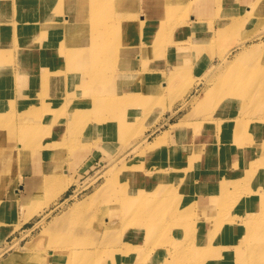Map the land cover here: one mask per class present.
Returning <instances> with one entry per match:
<instances>
[{"label":"rangeland","instance_id":"rangeland-1","mask_svg":"<svg viewBox=\"0 0 264 264\" xmlns=\"http://www.w3.org/2000/svg\"><path fill=\"white\" fill-rule=\"evenodd\" d=\"M18 1L0 0V264H264V0L237 22L251 34L244 45L219 61L209 34L199 36L173 56L175 71L168 48L188 42L179 28L201 14L196 25L216 31L246 0H167L179 22L160 9L149 30L140 16L165 0H60L68 13L58 0ZM70 14L80 15L72 47L85 52L75 66L71 47L52 56L45 44ZM158 135L159 150L137 162ZM35 164L44 176L60 169L65 191L11 211L8 194H22Z\"/></svg>","mask_w":264,"mask_h":264},{"label":"bare ground","instance_id":"bare-ground-1","mask_svg":"<svg viewBox=\"0 0 264 264\" xmlns=\"http://www.w3.org/2000/svg\"><path fill=\"white\" fill-rule=\"evenodd\" d=\"M21 1H22L23 5L24 4H28V0H21ZM100 1L102 2L104 0H100ZM166 1L167 0H165V2L161 6H160L159 3H156V4H151L150 3L148 10H146L148 12L147 17H143L142 15L140 16L139 23L137 24L138 27H143L144 29H148L149 26H150V22H152V21L154 22L157 19L156 12H160V9H162V13H164L166 15H168L167 13H169L171 11L177 10L175 8H172V7H177V5L173 4V1H168V2H166ZM193 1H196V0H193ZM201 1L199 0V2L204 5L205 3H209L211 0H201ZM253 1L254 0H246L244 6L243 5L239 6L240 9H242L240 11V13L242 15H240L239 17H235L233 19L231 18V20L229 18H227L228 20H225V19L219 20L217 22V25H216V27H217V30L216 31H214V28H213L214 25L213 24L210 27L209 26L202 27V26L196 25V21H197V23L200 22L201 14H196V16H193V19L191 20L190 24H188V22H187V24L185 23L183 25L182 29L179 28V31L177 33L180 34V35H183V37H182L183 40L182 41H188V42H185L184 43V42H179L178 40H176V41H173L170 44V47L168 48L170 50V51H168V56L170 58V62L174 66L173 71L176 70V64H177V63H175L173 61V56H175L177 54V52L181 49V46H183V45H185V46L186 45H190L189 43H191V44H193V43H199L201 41L200 39H198L199 36H202L203 38H205L209 34V46L215 47V53H217L215 55L218 56L219 61H222V60H224V58L227 57V55L230 52V48L231 47H236V46L244 45L243 44L244 41L246 39H248V37H250L251 34L244 35L238 29L237 22L239 23V21H243L244 19L249 20V18L252 16L253 5L255 4V3L252 4ZM43 2H39L38 4H41ZM61 2L62 1L58 0V4H57L58 11L60 9H64L63 8L64 6H67V8H65V12H67L68 8L71 5L68 3V1H64L62 3ZM18 3L20 4V0L18 1ZM45 6L46 5L43 4L40 7H45ZM170 6H172V7H170ZM245 6H247L246 13L243 12V9H244ZM58 11L51 12V15L53 14V15L56 16L58 14ZM67 13H66V15H68ZM133 14L136 16L135 13H133ZM70 15H71L70 17L69 16H66V18H67L66 22L61 25L62 30L60 31V34L57 35L53 39L52 42H46L45 44L46 45H49V44L56 45L54 47H50V49H51V55L52 56L57 53V46H59V45H64L66 47H71L72 49H71L70 52H71L72 56H71V60L68 61L67 64L74 65L75 66L76 63H81V61L79 59H77V55H78L77 52L79 53V51H80L81 52V55H84L85 52L79 50V44H75L72 47V43L79 42V37L77 36V32L75 31L74 28H72V27H74V24H75L74 22L72 23V21H75V19L80 20V15H73V14H70ZM74 16H75V18H74ZM172 17L181 18L180 16L168 15L167 19L169 20V23H172V24H173V22L174 23H178L179 22L177 20H173ZM236 18H238V19L235 20ZM244 23L245 22H243V24ZM192 24H194V25H192ZM70 28H72V30L69 32V29ZM203 30L205 32H203ZM103 31L107 33L108 32V26L103 27ZM147 34H148V31H144L142 33V35H141V33H139L138 36L142 38L143 36H145ZM236 34H238V35H236ZM240 34H242V35H240ZM213 37H217L219 40L229 39V42H228L227 45L221 47L220 44H217V39H215ZM80 40H81V38H80ZM90 41H91V45H94V44H92V39H90ZM126 42L127 41H124V43H122V44H125V45L129 44V43H126ZM125 45H122V46H125ZM129 46L131 47L132 45H129ZM131 49L133 50V47H131ZM112 62L115 63V60H112ZM136 62H139V61L136 60ZM120 64L121 65H118V61H117V67H122L123 68V66L125 64H126V66H124V67H129V66L133 67L135 65L137 67V63H131V62L127 61V60H123V61L120 60ZM205 68H206V63H205ZM137 71H139V69H137ZM209 71H210V69L208 70V72ZM202 73H203L202 76H204V70L202 71ZM111 74H113L111 76L112 79L116 80L117 82L121 83L122 85H123V83H126V80H125L126 77H123V76H121L119 74H116V73H111ZM19 76L22 77V72H19ZM98 76H99V74L97 72L96 73H93L92 72V74H91V77H93L94 79H96ZM82 78H84V76H82ZM196 86H199V85L197 84ZM112 88H114L116 90V88L114 87V85H113ZM211 91H212V89L209 91V94L211 93ZM211 94H213V93H211ZM134 98L135 97L133 96V99ZM25 117H27V113L26 112H24L23 114H21V119H23ZM240 124H242L241 121H239V122L236 123V132H237V128L239 129L242 126ZM99 140L100 141H104V140H109V139L100 138ZM162 142H163L162 136H160V135L156 136L154 138V140L151 141L147 145V147L145 148L146 150L145 149H144L145 151L142 150L144 152H140L139 154H137L139 158L142 155L141 158L137 162H144V159L146 158L145 155L147 153H153L155 151H158L159 148L161 147V143ZM137 155L134 157V159H136ZM25 157L26 158H29L30 157V153H27V155ZM36 158H40V156H36ZM27 167H29V166H26V168ZM37 167H38V165L35 164L31 168V169L34 168V170L31 171V177H35V176L38 175L39 178H40V181H39V183L37 184V186L35 188H33V186H34L33 178L31 180L30 179L31 177L29 178L28 176L26 178H21L20 177V181H22L24 183V185L17 186V189H19V191H21L22 194L20 196H18V193H16V188L15 189H12V192L8 194L9 196L6 199V204L9 205L11 211L13 210V208L15 207V205L16 206L18 205V202H20L21 205H24L27 202H29L28 200H26V198L29 195H34V193H36V197H35L36 204H34V205L35 206H37V205L41 206V204H44V202H45L44 200H43L44 202H40L39 200H37V198L41 195V193H45L46 194V197L45 198L48 200L47 202H49V200L51 199V197L53 198L54 196L59 195V194H62L65 191V189L67 187V185H66L67 184V180L64 179L66 177L64 175H62L63 173L60 171V169L58 171L55 170L51 175H50V173H48L49 176L48 175L47 176H44L43 170L42 169L38 170ZM173 168H176V165L175 164H173ZM179 171L182 172L183 170L181 168H179ZM26 173L27 174L30 173V171L28 170V168L26 169ZM57 176H58V181H56V179H55V177H57ZM28 186H29V188H28ZM178 192L181 193L180 189H178ZM223 192H224V189L222 188V191H220V193L222 194ZM24 193H25V196H24ZM166 194L167 195H171L169 192H167ZM21 197H23V199H21ZM0 198H1V196H0ZM216 198L222 199V196H220V197L218 196ZM213 199H215V198H213ZM213 202H214V200H213ZM27 218L28 217H25V219H27ZM243 222L244 221L241 220L240 224L242 225ZM155 223L156 222H154L153 224H155ZM245 229H247V235H249L250 229L248 227V224L245 225L244 230ZM248 230H249V232H248ZM138 234H139V232H138ZM245 237H246V234H243L242 236L239 237V239L240 240H244ZM204 239L205 238H204L203 234L201 233L199 235L198 240L199 241H203ZM176 242H178V241H176ZM93 249L96 250V251H98V252L102 250L97 245H95L93 247ZM228 249H230V248H228ZM86 250H88V249L85 248V251ZM231 251H232V249L229 250V253L228 254H230ZM60 253H63V252H60ZM55 255H56V253H54V256ZM66 255H67V253L66 254L64 253V255H61V256H63L65 258ZM228 256L229 255H226V257H228ZM52 262L53 263L55 262V258L54 257L47 259V264H52Z\"/></svg>","mask_w":264,"mask_h":264},{"label":"crops","instance_id":"crops-1","mask_svg":"<svg viewBox=\"0 0 264 264\" xmlns=\"http://www.w3.org/2000/svg\"><path fill=\"white\" fill-rule=\"evenodd\" d=\"M6 206V205H5Z\"/></svg>","mask_w":264,"mask_h":264}]
</instances>
